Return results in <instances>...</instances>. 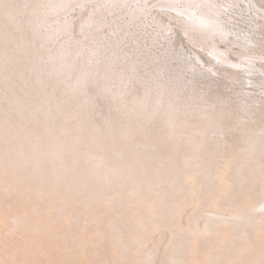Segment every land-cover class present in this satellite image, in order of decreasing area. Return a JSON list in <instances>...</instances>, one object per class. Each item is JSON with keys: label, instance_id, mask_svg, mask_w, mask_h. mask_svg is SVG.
<instances>
[{"label": "bare ground", "instance_id": "bare-ground-1", "mask_svg": "<svg viewBox=\"0 0 264 264\" xmlns=\"http://www.w3.org/2000/svg\"><path fill=\"white\" fill-rule=\"evenodd\" d=\"M68 1L46 9H71ZM180 1L163 5L177 10L172 15L193 41L229 61L216 39L229 30L225 9L214 0H188L184 6ZM38 6H30L28 17L17 22L21 7L12 0L0 3V74L5 79L0 85V239L20 236L34 252L40 247L35 238H47L92 264H264V212L254 214L252 205L264 193V141L252 142L253 163L240 166L234 177L230 159L199 160L179 146L162 150L136 117L122 123L112 114L103 122L94 120L88 108L93 97L83 86L91 69L74 73L63 45L48 58L37 52L38 44L57 30L40 40L33 35L39 56L28 55L31 37L24 28L48 19ZM71 23L66 19L56 29L67 30ZM19 52L31 59L23 61V69ZM44 59L50 67H43ZM141 131L144 138L137 137ZM202 205L215 216L204 222L196 216L182 219L190 206ZM257 208L264 209V199ZM160 232L169 235L168 255L156 262L149 243ZM14 243L20 249L21 242ZM104 244L114 251H103ZM99 250L104 260L93 261Z\"/></svg>", "mask_w": 264, "mask_h": 264}, {"label": "rangeland", "instance_id": "rangeland-1", "mask_svg": "<svg viewBox=\"0 0 264 264\" xmlns=\"http://www.w3.org/2000/svg\"><path fill=\"white\" fill-rule=\"evenodd\" d=\"M214 1L217 8L225 9L222 15L229 30L216 39L228 51L229 61L218 59L207 47L193 41L184 32L181 20L172 15H177V10L164 6V0H69L74 6H66L62 12L46 9L60 0H12L23 10L16 16L18 21L14 19L17 22L28 17L34 3L41 4V14L47 11L48 24H28L24 28L31 37V59L38 54L48 58L52 49L60 50L63 45V51H70L64 56L72 57L74 73L91 69L89 81L83 86L93 97L88 108L94 120L103 122L112 114L122 123L136 117L143 131L152 135L162 150L179 146L195 152L199 160L230 159V173L235 177L240 166L253 163L256 151L252 142L264 141V0ZM187 3L188 0L180 1L181 6ZM66 19L72 21V26L56 29ZM52 31L56 33L38 44L41 49L37 48L36 54L32 40L37 37L33 35L40 40ZM22 56L19 64L23 69L31 59ZM42 61L44 68L50 67V60ZM28 76L33 79L34 73ZM47 78L52 81L50 84L55 83L52 76ZM4 80L0 74V85H4ZM58 92H62L60 87ZM143 131L137 137L144 138ZM263 199L264 193L253 199L254 214L264 212L257 208ZM192 216L204 222L215 215L202 205L190 206L182 219ZM168 237L167 232H160L155 242L149 243L156 262L168 255ZM16 240L21 242L20 249L15 248ZM24 241L25 238L10 234L0 239V264H92L77 255L79 259H75L62 243L36 237L40 247L33 252ZM104 245L101 250L114 251L109 244ZM100 252L93 261L104 260L105 255Z\"/></svg>", "mask_w": 264, "mask_h": 264}]
</instances>
